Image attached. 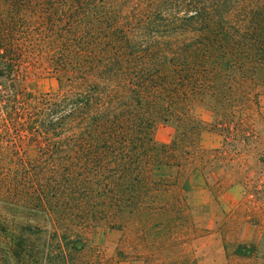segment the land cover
<instances>
[{
    "label": "trees",
    "instance_id": "trees-1",
    "mask_svg": "<svg viewBox=\"0 0 264 264\" xmlns=\"http://www.w3.org/2000/svg\"><path fill=\"white\" fill-rule=\"evenodd\" d=\"M34 77L54 79L43 94ZM264 93V0H0V241L70 264L96 230L181 258L205 133ZM212 115L207 125L202 114ZM172 125L168 145L155 130ZM255 246L234 257L252 261ZM6 261V260H5ZM189 262V263H188Z\"/></svg>",
    "mask_w": 264,
    "mask_h": 264
},
{
    "label": "rangeland",
    "instance_id": "rangeland-1",
    "mask_svg": "<svg viewBox=\"0 0 264 264\" xmlns=\"http://www.w3.org/2000/svg\"><path fill=\"white\" fill-rule=\"evenodd\" d=\"M30 82L26 89L36 95L58 88L51 78ZM202 119L214 125L210 113L204 112ZM231 126L230 133L213 131L202 137L200 169L209 188L202 180L197 192L185 195L191 209L181 238L186 262L264 264V93L253 104H241ZM174 134L172 125H159L155 142L168 145ZM84 242V250L70 264H167L151 258L150 248L133 231L96 230ZM238 246H255V259L234 257ZM8 258L0 241V264H12Z\"/></svg>",
    "mask_w": 264,
    "mask_h": 264
}]
</instances>
